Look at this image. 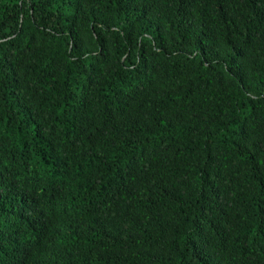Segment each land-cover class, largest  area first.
Instances as JSON below:
<instances>
[{
  "label": "trees",
  "instance_id": "16d2710c",
  "mask_svg": "<svg viewBox=\"0 0 264 264\" xmlns=\"http://www.w3.org/2000/svg\"><path fill=\"white\" fill-rule=\"evenodd\" d=\"M0 264H264V0H0Z\"/></svg>",
  "mask_w": 264,
  "mask_h": 264
}]
</instances>
